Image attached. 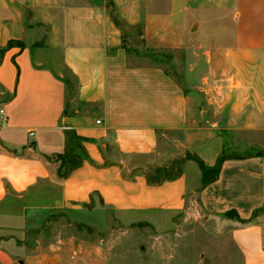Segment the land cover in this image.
<instances>
[{
    "label": "crops",
    "instance_id": "obj_1",
    "mask_svg": "<svg viewBox=\"0 0 264 264\" xmlns=\"http://www.w3.org/2000/svg\"><path fill=\"white\" fill-rule=\"evenodd\" d=\"M111 1L113 15L106 0H0V206L57 182L63 211L156 224L189 199L253 218L231 237L242 264H264V0H170L175 32L145 0ZM132 28L146 48L170 49L181 76L131 55L122 33ZM56 47L69 77L50 58ZM68 132L87 160L58 181L44 156L64 153ZM226 134L248 153L229 154L207 187L192 160L177 179L147 183L146 172L187 154L214 166Z\"/></svg>",
    "mask_w": 264,
    "mask_h": 264
},
{
    "label": "rangeland",
    "instance_id": "obj_2",
    "mask_svg": "<svg viewBox=\"0 0 264 264\" xmlns=\"http://www.w3.org/2000/svg\"><path fill=\"white\" fill-rule=\"evenodd\" d=\"M145 4L149 15L162 16L163 24L168 23L170 31H176L180 23L170 0H145ZM106 6L113 15L112 1L106 0ZM140 35L139 28L122 33L128 52L140 62L160 66L180 77L182 64L171 62L173 52L146 48ZM32 52L36 56L37 49L32 48ZM50 53L58 73L69 77L60 67L58 48ZM164 140L170 141L171 148L176 138L166 134ZM226 140L229 147L225 155L248 153L240 137L226 134ZM161 147L167 148L164 142ZM48 161L58 170L57 160ZM59 193L57 182L43 183L21 199L0 206V264H48V259H54V264H242L231 237L239 222L208 213L189 199L186 209L164 216L159 223H122L110 214L81 216L63 211L58 206Z\"/></svg>",
    "mask_w": 264,
    "mask_h": 264
},
{
    "label": "trees",
    "instance_id": "obj_3",
    "mask_svg": "<svg viewBox=\"0 0 264 264\" xmlns=\"http://www.w3.org/2000/svg\"><path fill=\"white\" fill-rule=\"evenodd\" d=\"M114 21L117 24L116 19H114ZM18 44L19 46H22L20 43L10 42L8 47ZM64 83L66 84L67 89L70 90L77 84L76 80H74L72 83L70 79L65 80ZM67 138L68 144L64 153L54 155L52 157L44 156V158L47 160L54 158L59 162L57 175L61 179L67 178L73 170L80 167L83 161L87 160V156L83 147L84 139L76 136V134L73 132H68ZM230 158L231 156L222 153L218 157L216 164L212 167H208L197 157L187 154L183 159L174 160L167 167H157L152 169L150 173L146 172L145 178L149 185L159 186L166 181H171L180 177L182 173L181 167L184 161L192 160L198 165L201 173V188H205L217 180L222 163ZM223 215L235 218L240 224H248L253 220V218L249 220H243L239 218L238 214L234 210H230Z\"/></svg>",
    "mask_w": 264,
    "mask_h": 264
},
{
    "label": "built area",
    "instance_id": "obj_4",
    "mask_svg": "<svg viewBox=\"0 0 264 264\" xmlns=\"http://www.w3.org/2000/svg\"><path fill=\"white\" fill-rule=\"evenodd\" d=\"M5 114H4V111L2 109H0V119L3 121L5 120ZM96 124H100V121H96Z\"/></svg>",
    "mask_w": 264,
    "mask_h": 264
},
{
    "label": "water",
    "instance_id": "obj_5",
    "mask_svg": "<svg viewBox=\"0 0 264 264\" xmlns=\"http://www.w3.org/2000/svg\"><path fill=\"white\" fill-rule=\"evenodd\" d=\"M54 263H55L54 259H48V264H54Z\"/></svg>",
    "mask_w": 264,
    "mask_h": 264
}]
</instances>
